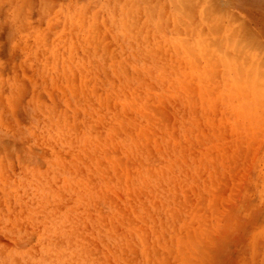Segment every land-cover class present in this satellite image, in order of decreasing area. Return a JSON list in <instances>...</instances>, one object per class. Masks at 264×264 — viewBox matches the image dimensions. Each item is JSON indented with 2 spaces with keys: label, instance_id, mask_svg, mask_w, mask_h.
Returning a JSON list of instances; mask_svg holds the SVG:
<instances>
[{
  "label": "rangeland",
  "instance_id": "obj_1",
  "mask_svg": "<svg viewBox=\"0 0 264 264\" xmlns=\"http://www.w3.org/2000/svg\"><path fill=\"white\" fill-rule=\"evenodd\" d=\"M0 264H264V0H0Z\"/></svg>",
  "mask_w": 264,
  "mask_h": 264
}]
</instances>
